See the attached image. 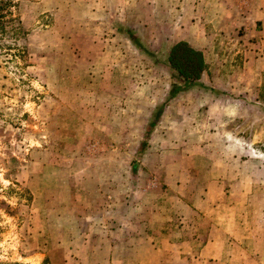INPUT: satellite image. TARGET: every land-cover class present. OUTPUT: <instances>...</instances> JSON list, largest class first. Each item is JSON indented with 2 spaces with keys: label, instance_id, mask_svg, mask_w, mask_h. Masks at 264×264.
I'll use <instances>...</instances> for the list:
<instances>
[{
  "label": "rangeland",
  "instance_id": "1",
  "mask_svg": "<svg viewBox=\"0 0 264 264\" xmlns=\"http://www.w3.org/2000/svg\"><path fill=\"white\" fill-rule=\"evenodd\" d=\"M14 4L20 29L0 36V264H212L213 235L227 252L214 264L238 260L243 235L264 247V0ZM180 41L208 72L148 132Z\"/></svg>",
  "mask_w": 264,
  "mask_h": 264
},
{
  "label": "trees",
  "instance_id": "2",
  "mask_svg": "<svg viewBox=\"0 0 264 264\" xmlns=\"http://www.w3.org/2000/svg\"><path fill=\"white\" fill-rule=\"evenodd\" d=\"M15 6L14 0H0V36L12 32L16 35L20 27L15 22L17 17L14 15L12 8ZM21 23V21H20ZM10 27V28H9ZM23 28H21L22 30ZM128 37L137 45H140L139 37L135 33L129 32ZM16 38V37H15ZM168 63L171 69V77L173 79L171 89L166 100L158 104L156 107L155 120L147 128L148 132H152L153 126L157 124V120L162 114L170 100L177 95L190 90L195 85H201L202 76L208 72V63L202 50L193 47L187 41H180L171 46L168 54ZM146 141L142 142L137 153V158H141L144 154ZM137 162H134V175L136 173Z\"/></svg>",
  "mask_w": 264,
  "mask_h": 264
},
{
  "label": "crops",
  "instance_id": "3",
  "mask_svg": "<svg viewBox=\"0 0 264 264\" xmlns=\"http://www.w3.org/2000/svg\"><path fill=\"white\" fill-rule=\"evenodd\" d=\"M171 107H173V106H171ZM212 185H213V183L211 182L209 184V186H212ZM158 219L159 218H156V220H158ZM173 219L174 218H172L171 216L170 217L166 216V222H169V221H171ZM163 220H165V218H163ZM150 221H152L154 224L156 223V221L154 219H151ZM225 225H226L225 223H224V225H223V223H222V225L214 224V228H215V230L219 231L220 234L225 235L227 237L228 232L230 231L228 229H230V228L226 229ZM233 228L231 229V232L234 230L236 235H237L238 232L245 234L244 232H242L243 230H238L237 229V231H238L237 232L235 230V227H233ZM211 230L213 231V228H211L210 231ZM249 230H250V227H249ZM211 234L212 233H210V235ZM248 235L250 236V234H248ZM249 236L243 235V237H245L246 240L242 239V240L239 241V242H242L244 244L245 248H234V251H238V252L240 251L242 253L239 256H235L239 261L235 260V259L231 260V257L228 256V257H226L227 258V263L233 264V262L238 261V262H240L242 264H264V247L257 248L256 244H254L255 242H253L254 241L253 238H251L252 241L248 240L250 238ZM229 240H230L231 243L237 244L236 241L233 240L232 236H230L228 238V241ZM225 241H221V240L217 239L216 235H213L212 237H210V239H208V241L202 247L203 248L202 249V253L206 254L205 256L207 257L208 262L214 264L216 259H218L220 256H223L224 253H227L226 249H224L225 248V245H224ZM190 243H191L190 241L188 243V240H184L181 243H179L180 244L179 247H178L179 248V250H178L179 257H183V255H186L188 253V250L185 247L187 245H189ZM250 243L253 244V248H246V245H250ZM234 255H235V253H234ZM226 256H227V254H226ZM235 257H233V258H235ZM212 259H214V260H212Z\"/></svg>",
  "mask_w": 264,
  "mask_h": 264
}]
</instances>
